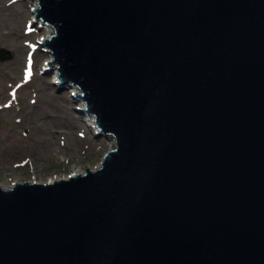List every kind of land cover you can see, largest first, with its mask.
Instances as JSON below:
<instances>
[{
	"label": "water",
	"instance_id": "water-1",
	"mask_svg": "<svg viewBox=\"0 0 264 264\" xmlns=\"http://www.w3.org/2000/svg\"><path fill=\"white\" fill-rule=\"evenodd\" d=\"M38 1L115 146L0 186V264H264V0Z\"/></svg>",
	"mask_w": 264,
	"mask_h": 264
},
{
	"label": "rangeland",
	"instance_id": "rangeland-1",
	"mask_svg": "<svg viewBox=\"0 0 264 264\" xmlns=\"http://www.w3.org/2000/svg\"><path fill=\"white\" fill-rule=\"evenodd\" d=\"M35 3L0 0V17L18 8L23 13L8 24L0 20V49L12 54L0 60V183L4 184L60 176L71 173L74 166L85 172L100 164L114 146V140L96 137L87 126L72 87L54 83L56 70L45 63L51 54L37 39L47 31L33 23ZM27 31L36 32L34 38L25 36ZM62 124L71 126L65 129ZM53 130L60 132L50 141L48 132Z\"/></svg>",
	"mask_w": 264,
	"mask_h": 264
},
{
	"label": "bare ground",
	"instance_id": "bare-ground-1",
	"mask_svg": "<svg viewBox=\"0 0 264 264\" xmlns=\"http://www.w3.org/2000/svg\"><path fill=\"white\" fill-rule=\"evenodd\" d=\"M12 3H10V2H8V5L9 6H12L11 5ZM39 8V6H38V3L36 2L35 4H34V6H33V9L34 10H36V9H38ZM10 9V8H9ZM18 10V11H17ZM34 10H33V14H35L34 13ZM15 16H18L19 18H22V16H23V13H22V11L18 8V9H16V10H13V11H9V12H3V14H1V17H0V20H1V23H5V24H8V23H11L14 19H15ZM45 29H46V33L45 34H40L39 36H37V39L39 40V41H42L43 39H47V38H49L50 37V34L52 33V32H54V28L51 26V25H46V26H43ZM7 34L8 35H11L12 34V32H13V29H12V27H7ZM20 34V33H19ZM35 34H36V32L34 33V31H27V33H25L24 35L25 36H29L30 38H34V36H35ZM23 35V36H24ZM8 37V36H7ZM17 37V36H16ZM19 49L21 50L22 49V47H19ZM52 58H48L47 60H46V65H47V62L49 63V61L51 60ZM56 71H58V69L56 68ZM54 75H56V73L54 74ZM53 80H54V83L56 82V77L54 76V78H53ZM53 80H52V82H53ZM57 85H58V83H56ZM73 91H76V92H79V88L78 87H72V92ZM80 105H78L80 108L81 107H83L84 106V104H83V102H80L79 103ZM86 119H88V124L89 125H92L93 127L95 126V121H94V116L93 115H86V117H85ZM65 124H62V127H64L65 129H69V127L71 126V125H69V127H67V126H64ZM60 131L59 130H56V131H50V132H48V134L51 136V138H50V141L53 139V138H55V136H57V134L59 133ZM64 132H61V134H63ZM49 141V142H50ZM55 145H53V147H54ZM100 166V164H98L96 167H94V168H97V167H99ZM93 168V169H94ZM92 169V168H91ZM79 172H83V170L82 169H78L77 167H72V172L71 173H65V172H63L60 176H56L57 178H55V177H49V178H47V179H44V178H42V177H40V176H36L35 178H33V179H31L30 180V182H34V183H47V184H51L52 182H55V181H62V180H66L68 177H71V175H76V174H78ZM0 186L1 187H3V188H11L12 186H13V184H4V183H0Z\"/></svg>",
	"mask_w": 264,
	"mask_h": 264
}]
</instances>
